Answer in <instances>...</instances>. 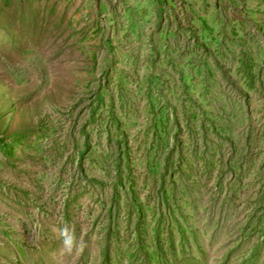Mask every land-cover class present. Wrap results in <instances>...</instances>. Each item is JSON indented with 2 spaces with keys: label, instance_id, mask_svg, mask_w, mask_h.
Wrapping results in <instances>:
<instances>
[{
  "label": "rangeland",
  "instance_id": "1",
  "mask_svg": "<svg viewBox=\"0 0 264 264\" xmlns=\"http://www.w3.org/2000/svg\"><path fill=\"white\" fill-rule=\"evenodd\" d=\"M0 264H264V0H0Z\"/></svg>",
  "mask_w": 264,
  "mask_h": 264
},
{
  "label": "clouds",
  "instance_id": "2",
  "mask_svg": "<svg viewBox=\"0 0 264 264\" xmlns=\"http://www.w3.org/2000/svg\"><path fill=\"white\" fill-rule=\"evenodd\" d=\"M52 231L55 237L60 240V255L70 256L74 252L81 251L83 249V242L78 240L74 230L68 224L62 225L59 229L54 228Z\"/></svg>",
  "mask_w": 264,
  "mask_h": 264
}]
</instances>
